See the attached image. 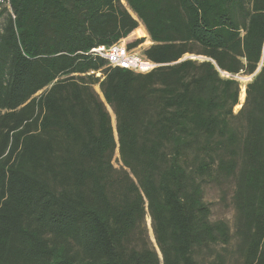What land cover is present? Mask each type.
I'll use <instances>...</instances> for the list:
<instances>
[{
	"label": "trees",
	"instance_id": "1",
	"mask_svg": "<svg viewBox=\"0 0 264 264\" xmlns=\"http://www.w3.org/2000/svg\"><path fill=\"white\" fill-rule=\"evenodd\" d=\"M129 34L161 65L90 53ZM222 72L256 73L237 113ZM226 179L264 264V0H0V264H218L234 234L205 186Z\"/></svg>",
	"mask_w": 264,
	"mask_h": 264
},
{
	"label": "rangeland",
	"instance_id": "2",
	"mask_svg": "<svg viewBox=\"0 0 264 264\" xmlns=\"http://www.w3.org/2000/svg\"><path fill=\"white\" fill-rule=\"evenodd\" d=\"M3 20V19H1ZM136 37H126V40L122 41L125 44H129L132 41L136 40ZM145 39V38H144ZM152 44V41L149 40L146 41V39L139 44L137 47L132 48L134 51H136L139 54L144 55V51ZM183 58H192L195 60H204L203 56L197 55L195 53H188L186 54ZM222 76L225 77H230L233 76L237 80L240 81L242 85V81L238 78V75H231L227 74L225 72L221 73ZM98 76L101 74L98 73ZM243 76L244 78H247V81L245 82V87L248 82H250L253 78V76H245V75H239ZM95 89L99 94H101L99 86H95ZM245 101V100H244ZM241 102V104L244 103ZM109 112L112 117V122L114 121V117L112 115V110L110 107H108ZM240 110V108H234V112L237 113ZM114 124V122H113ZM115 125V124H114ZM114 164L116 167L120 166L119 162V151L116 150L115 157H114ZM234 193H235V181L233 179H226L222 181V183H211L207 184L205 186V200L210 204L211 207V219L216 221V220H224L226 221L230 228L232 233L234 234V237L231 241V243L228 246H223V245H217L214 247V250L222 257V260H218V264H243V259L238 253V242L239 239L237 236H235L236 232V219H237V210L234 205ZM143 228H145V232H147L148 240L156 245L155 242V237L153 233V228L151 224V218L149 215L146 217V220L143 224ZM216 254H213L212 251L209 249H204L201 254L199 255V260L201 264H216ZM221 262V263H220Z\"/></svg>",
	"mask_w": 264,
	"mask_h": 264
},
{
	"label": "built area",
	"instance_id": "3",
	"mask_svg": "<svg viewBox=\"0 0 264 264\" xmlns=\"http://www.w3.org/2000/svg\"><path fill=\"white\" fill-rule=\"evenodd\" d=\"M90 53L105 58L109 66L126 68L137 73H147L161 65L145 55L129 49L128 44H125L122 40L111 46L101 45L92 48Z\"/></svg>",
	"mask_w": 264,
	"mask_h": 264
},
{
	"label": "bare ground",
	"instance_id": "4",
	"mask_svg": "<svg viewBox=\"0 0 264 264\" xmlns=\"http://www.w3.org/2000/svg\"><path fill=\"white\" fill-rule=\"evenodd\" d=\"M238 78L242 81L241 91H240V101L243 102L246 98L245 82L247 81V78H244L243 76H239V75ZM241 102L236 105V108H241L242 106Z\"/></svg>",
	"mask_w": 264,
	"mask_h": 264
},
{
	"label": "water",
	"instance_id": "5",
	"mask_svg": "<svg viewBox=\"0 0 264 264\" xmlns=\"http://www.w3.org/2000/svg\"><path fill=\"white\" fill-rule=\"evenodd\" d=\"M203 58H205V57H203ZM183 59H186V58H182V59L179 60V61H182ZM255 74H256V73H255ZM255 74H254V75H255ZM254 75H253V76H254ZM245 90H246V89H245ZM242 106H243V104H242ZM242 106H241V107H242ZM111 110H112V109H111ZM112 112H113V111H112ZM114 116H115V115H114Z\"/></svg>",
	"mask_w": 264,
	"mask_h": 264
},
{
	"label": "crops",
	"instance_id": "6",
	"mask_svg": "<svg viewBox=\"0 0 264 264\" xmlns=\"http://www.w3.org/2000/svg\"><path fill=\"white\" fill-rule=\"evenodd\" d=\"M140 24H142V23L139 21V25H140ZM130 34H131V33H130ZM130 34L128 35V37L130 36ZM135 39H138V38H135ZM148 40H149V37H148ZM148 40H147V41H148Z\"/></svg>",
	"mask_w": 264,
	"mask_h": 264
}]
</instances>
